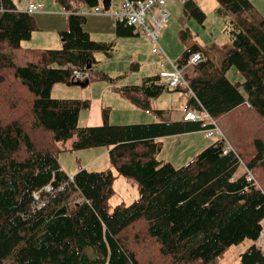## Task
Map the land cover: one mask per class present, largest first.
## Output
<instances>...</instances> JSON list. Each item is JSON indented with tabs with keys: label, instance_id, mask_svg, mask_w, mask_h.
<instances>
[{
	"label": "trees",
	"instance_id": "1",
	"mask_svg": "<svg viewBox=\"0 0 264 264\" xmlns=\"http://www.w3.org/2000/svg\"><path fill=\"white\" fill-rule=\"evenodd\" d=\"M57 1L69 15L62 48L25 49L32 60L19 65L16 50L38 27L13 0H0V264L8 259L10 264H152L136 251L146 240L165 258L206 264L246 239L252 243L240 254V264H264L257 243L264 229V134L242 116L252 112L264 127V18L253 3L218 0L219 10L234 17L228 18L231 42L219 49L217 62L198 44L178 60L184 64L192 52H203L205 58L187 73L196 94L190 107L204 106L222 130L178 167L158 158L159 139L202 131L199 122L113 125L105 110L103 124L79 127L89 100L52 97L55 83L75 84V69L88 71L90 81H113L102 71L92 74L94 50L109 44L91 38L84 29L87 16L80 14L101 6V0ZM184 6L188 15L205 19L196 1ZM137 28L118 19V35H132ZM232 67L243 82L228 77ZM119 86L123 97L144 109L169 88L160 74ZM26 97V118L11 113L8 118L4 101L18 111ZM73 138V149L109 148L110 163L137 182L138 197L110 210L116 179L111 169L83 168L69 175L57 151L60 142Z\"/></svg>",
	"mask_w": 264,
	"mask_h": 264
},
{
	"label": "rangeland",
	"instance_id": "2",
	"mask_svg": "<svg viewBox=\"0 0 264 264\" xmlns=\"http://www.w3.org/2000/svg\"><path fill=\"white\" fill-rule=\"evenodd\" d=\"M19 10H26L28 3L31 1H41L44 8L32 15L35 18L38 27L30 40L22 42V47L16 50V62L19 65H25L32 58L25 53L27 42L33 43L31 47L41 48L45 45V35L51 36L54 41L55 37L52 30L60 23H64L61 15H54L51 19L40 18V12H45V1L49 0H13ZM205 12L206 17L201 22L195 16H190L185 12L184 2L182 0H167L166 9L170 17L168 22L158 32L157 44L161 46L165 52L167 59L165 60L166 69H170V61H178L183 52L191 45L198 44L202 47H210V51L215 62L218 61L220 53L219 49L231 42V33L228 26V18L219 10L221 4L218 0H194ZM254 9L260 18H264V0H250ZM54 2H58L54 0ZM59 4V2L57 3ZM60 8L61 5L59 4ZM119 7V1L113 0L111 10L103 13H91L90 8L85 7L88 11L87 18L95 16L109 17V22L105 23L103 29L95 30L93 21L89 23L92 29V39L105 41L109 44L104 50H94V57L97 62L94 64L92 74L95 71H102L109 75L113 81L106 79L91 80L86 87L77 84L55 83L51 89V95L54 98L83 99L89 100L90 106L80 111L78 125L94 126L104 123V112H109V123L113 125H123L132 123H149L154 121H178L182 120L188 107H190L191 97L185 94L184 89L173 87L167 88L157 97L150 100L148 109H144L134 104L129 99L121 95L118 85L141 83L146 77L160 73L162 69L159 62L161 58L154 55L152 51V38L145 29H138L132 36H121L116 34L117 18L113 16L112 11ZM47 8V7H46ZM56 13H64L65 19L69 27V15L65 10H53L47 8V11ZM113 21V23H112ZM87 22L84 24V27ZM96 25V23H95ZM42 29V30H41ZM188 31L189 33H185ZM89 32V31H88ZM37 34H39L37 39ZM189 34V35H188ZM50 41V40H49ZM63 39L60 37L55 42L57 46L50 47L52 49H60L63 45ZM112 42V43H111ZM35 43V44H34ZM114 43V44H113ZM111 44V45H110ZM113 45V46H112ZM206 53L205 49H203ZM207 50V49H206ZM153 53V54H152ZM159 72V73H158ZM228 77L233 81H244V76L238 72L235 67L230 68ZM30 101L27 97L22 102L20 110L15 111L13 107L4 101L2 110L8 118L10 113L13 116L21 115L26 118V111L29 108ZM8 109L9 112L6 110ZM161 110V113L159 111ZM145 112V113H144ZM247 110L242 111V116L247 117V122L252 123L256 133L264 134V127L261 126L257 117ZM75 138L60 142L57 151L59 161L64 170L69 175L76 174L80 169L88 170H108L111 169L116 176L114 181V194L109 199V209L112 210L120 203L129 204L133 202L139 195L137 182L129 177L120 175L117 169L112 166L109 159V152L106 146H96L85 149H73V141ZM214 139L207 138L203 131H189L185 133L171 134L162 137L161 149L158 158L169 160L176 166H181L192 160L200 151L207 147ZM244 167L240 168V173ZM264 180V172H261ZM49 186L46 187V190ZM264 226V220H263ZM146 240V244H137L136 251L143 258L152 259V264H205L202 261L178 262L172 257L165 258L160 255L158 250ZM252 241L246 239L244 242L229 246L222 254L217 256L212 262L206 264H240V254L251 245ZM257 243L264 249V237L260 238ZM8 259L4 264H10Z\"/></svg>",
	"mask_w": 264,
	"mask_h": 264
},
{
	"label": "built area",
	"instance_id": "3",
	"mask_svg": "<svg viewBox=\"0 0 264 264\" xmlns=\"http://www.w3.org/2000/svg\"><path fill=\"white\" fill-rule=\"evenodd\" d=\"M113 1V0H112ZM119 1V7L112 11V14L120 21L125 22L128 25H134L141 29H145L152 38V51L154 54L160 56L159 62L162 69L160 70L161 81L168 87L182 88L190 97H195L196 94L191 87L187 73L191 67H194L200 63L205 57L202 51L192 52L184 64H180L178 61H170V69H166L165 52L161 46L157 44L158 32L168 22L170 14L166 9L167 0H117ZM185 2L186 0H182ZM112 6V5H111ZM43 3L40 1H31L28 3L27 11L29 13H35L41 11ZM111 7L106 12H109ZM91 13H103L105 12L103 5L96 6L91 9ZM87 10H81L80 14L86 15ZM74 76L76 80H81L89 76L88 71L75 69ZM200 108L196 109L190 107L186 110L184 119L188 121H197L200 123L202 131L208 138H215L222 135V130L217 124L215 118L210 112L200 104ZM228 149V148H227ZM226 149V151H227ZM252 176V175H251ZM260 237H264V229L262 230Z\"/></svg>",
	"mask_w": 264,
	"mask_h": 264
},
{
	"label": "crops",
	"instance_id": "4",
	"mask_svg": "<svg viewBox=\"0 0 264 264\" xmlns=\"http://www.w3.org/2000/svg\"><path fill=\"white\" fill-rule=\"evenodd\" d=\"M43 3V2H42ZM58 2H54V0H49L48 2H46L45 1V9H46V11L45 12H40V14L38 15V19L40 20V18H48V19H51V17L52 16H54V15H61L62 17H63V19H64V23L62 22V23H60L58 26L56 25L55 26V28L52 30V32L53 33H56V34H54L55 35V37L54 36H52L53 38H54V41H53V39L51 38V36H47L46 34H44L43 32H42V34L43 35H45V45H47V47H54V46H52V44H53V42H54V44L53 45H55L56 43L55 42H57V39L60 37V33L62 32V31H65V30H67L68 29V22H67V20L64 18L65 17V14L64 13H56V11L55 12H49V10L47 11V8H50V9H53V10H62L63 8H60V6H59V4H57ZM61 5V4H60ZM47 7V8H46ZM62 7V6H61ZM43 8H44V4H43ZM42 8V9H43ZM22 11H26V10H22ZM65 13L67 14V12L65 11ZM114 16V15H113ZM115 18H117V17H115ZM93 20H95V21H93ZM109 20H110V18L109 17H105V16H95V17H92V18H87L86 19V22H87V25L84 27V29L86 30V31H89V33H90V35H91V38H92V34H91V32H92V29H90V27H89V23L91 22V21H93V28L95 29V30H101V29H103V27H104V24L105 23H111V22H109ZM122 22V21H121ZM95 23H96V25H95ZM112 23H113V21H112ZM117 26H118V18H117V22H116V34H117ZM138 29V28H137ZM137 29H135V31L137 30ZM42 30V29H41ZM35 32V31H34ZM34 32H33V34H34ZM39 34H37V39H38V36ZM132 35H134V33L132 34ZM132 35H125V36H132ZM50 40V41H49ZM95 40V39H94ZM95 41H98V42H104V43H106L105 41H99V40H95ZM112 43V42H111ZM32 44L33 43H31V42H27V44H26V50L27 49H29V48H34V47H31L32 46ZM35 44V43H34ZM114 44V43H113ZM111 45V44H110ZM55 46H57V45H55ZM113 46V45H112ZM153 46V45H152ZM200 46V45H199ZM202 47V46H201ZM202 48H206V49H208V48H210V47H202ZM209 50V52H210V56L213 58V57H215V56H213V54H212V52L210 51V49H208ZM153 54V53H152ZM156 61H158V60H156ZM159 73V72H158ZM142 83V82H141ZM134 84V83H133ZM135 84H140V83H135ZM126 85H129V84H126ZM145 113V112H144ZM186 113V112H185ZM183 119H184V117H183ZM182 119V120H183ZM197 130H199V129H196V130H194V131H197ZM200 131V130H199ZM160 141H162V137L159 139ZM107 151L109 152V148H107ZM73 176V175H72Z\"/></svg>",
	"mask_w": 264,
	"mask_h": 264
},
{
	"label": "water",
	"instance_id": "5",
	"mask_svg": "<svg viewBox=\"0 0 264 264\" xmlns=\"http://www.w3.org/2000/svg\"><path fill=\"white\" fill-rule=\"evenodd\" d=\"M102 4L105 10H108L110 8V4H111V0H102ZM91 65H89V68H91ZM77 85H81L83 87H86L90 84V80L89 79H84V80H77L76 82H74Z\"/></svg>",
	"mask_w": 264,
	"mask_h": 264
}]
</instances>
